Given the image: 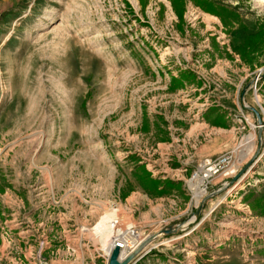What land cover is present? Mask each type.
I'll list each match as a JSON object with an SVG mask.
<instances>
[{
    "label": "rangeland",
    "instance_id": "obj_1",
    "mask_svg": "<svg viewBox=\"0 0 264 264\" xmlns=\"http://www.w3.org/2000/svg\"><path fill=\"white\" fill-rule=\"evenodd\" d=\"M211 1L238 20L225 25L192 0L179 23L169 0H0V264H39L40 246L49 264L61 213L89 203L94 217L70 226L69 215L66 237L94 246L88 228L116 208L149 236L146 264H264V216L249 206L264 187V46L251 63L233 50L264 21V1ZM185 70L193 78L170 89ZM210 107L224 126L205 117ZM225 152L234 171L203 179L195 205L193 174ZM142 174L181 192L151 195ZM209 238L230 259L215 261Z\"/></svg>",
    "mask_w": 264,
    "mask_h": 264
},
{
    "label": "trees",
    "instance_id": "obj_2",
    "mask_svg": "<svg viewBox=\"0 0 264 264\" xmlns=\"http://www.w3.org/2000/svg\"><path fill=\"white\" fill-rule=\"evenodd\" d=\"M142 4L146 3V0H139ZM173 6V9L178 17V23L182 20L184 2L185 0H169ZM196 5L200 6L204 11L215 14L220 17L225 25H231V20H238V15L232 9L225 6H220L212 2L211 0H192ZM245 28L244 25L241 26ZM264 46V21L260 23L257 29L253 32H248L241 42L233 46V50L241 57V59L247 63H251L255 54L260 51ZM193 78L191 71L180 72L178 76H172L170 80V89H176L181 87L184 80L190 81ZM217 108L210 107L206 112L207 114L216 113L214 118L211 119V123L218 126H224L223 115L217 112ZM138 179L141 182L143 188L151 195L162 196L169 194L172 190L180 191V185L178 182H173L169 179L152 178L147 174L138 175ZM253 195V192H248L245 199H249ZM254 214L264 216V187L260 194L256 196L252 201H249Z\"/></svg>",
    "mask_w": 264,
    "mask_h": 264
},
{
    "label": "crops",
    "instance_id": "obj_3",
    "mask_svg": "<svg viewBox=\"0 0 264 264\" xmlns=\"http://www.w3.org/2000/svg\"><path fill=\"white\" fill-rule=\"evenodd\" d=\"M127 198H129V197H127ZM61 199H62L61 205H64L63 203L65 202V199L63 197ZM138 203H139L138 199H136V200L132 201V204H130V206H135ZM84 205L88 206V208H87L88 212L87 213L86 212H82L80 210V208H81L80 205H77V206L75 205V207L71 206V205L69 206V211L67 212L66 215H67V217L69 215L72 216L71 220L73 222H72V224H70V226H72L73 224L77 225L78 219H79V221H81L82 219L87 220L86 216H88V219H91L92 217H94V214L90 215V213H94L93 212L95 210L94 204L93 203H89V204H84ZM158 205H160V204H158ZM65 206H66V204H65ZM30 209L31 208H29V210ZM66 215L64 213H61L62 217L66 216ZM62 217L60 218L61 224H60V232H59V234L64 238V240H63V243L61 245V248L60 249H55L56 257H54V260H49V264H51V262L53 264H98V263H100L99 260L97 258H95L93 248H89V245H91V244H87V243L85 244V243H82L79 239L75 240V238L70 239V238L66 237L67 235L69 236V229H66L68 227V224L65 223L66 222L65 220L66 219L70 220V218L69 217L68 218H62ZM31 225L32 224H29L28 227L32 228ZM28 231L30 232V230H28ZM73 232L75 234V232H76L75 228L72 230V233ZM74 236L75 235H73V237ZM206 243H209V244H206V246H207L206 248L209 251V253L215 254L213 256V259L215 261L216 260H227V259H230L229 258L230 256L228 255L229 253L228 254L223 253L224 255H222L220 253V250L217 248V245H213V246L210 245V244L213 243V242H211V239L209 241H207ZM92 246H93V244H92ZM30 248H31V246L28 245L26 250H30ZM190 248H191V251H189V255H190L189 258L194 260L198 250H197V248L196 249L193 248V247H190ZM69 249H71L72 251L70 252ZM0 254H1L0 256H2V251H0ZM5 256H6V259L9 262H12L7 254ZM199 256H201V255L199 254ZM169 258H172V257H169ZM199 258H201V257H199ZM213 259H209V260H206V261L211 262ZM151 260L152 259H149V257L146 256V258H144V259H140V258L136 259L134 264H146V262H149ZM166 261L169 262V263L171 262V261H169V259H167ZM12 263H14V261Z\"/></svg>",
    "mask_w": 264,
    "mask_h": 264
},
{
    "label": "built area",
    "instance_id": "obj_4",
    "mask_svg": "<svg viewBox=\"0 0 264 264\" xmlns=\"http://www.w3.org/2000/svg\"><path fill=\"white\" fill-rule=\"evenodd\" d=\"M232 157H233L232 152H225L223 154H220L213 161L206 164L207 166L204 167L202 171L195 172L193 175H196L197 177H202L206 181L212 178L216 173L222 172V171L225 173V175L229 176L230 175L229 173L233 172L231 168V161L233 159ZM93 224L88 228V230H91V227L93 226ZM124 224L126 223L120 221L118 216L113 218L112 220H109L108 221V229H109L108 240L103 245H101V243L97 241V243L94 246H92V242L90 238H87L85 240V244L86 243L91 244L94 250L95 258L99 259L103 264H106L108 254L110 252V249L113 247V245H116L119 248L120 253L124 255H127L138 248L139 242L136 241V239L132 237V234H133L132 232L134 230L137 232V229L134 226H127ZM80 229L87 230L85 227H80ZM40 248L37 251L38 252L37 253L38 263L47 264L45 261L39 259L40 258ZM69 250L70 252L72 251L71 249ZM147 251H149V249ZM147 251L144 250L143 252H140L136 256V258L129 264H134L135 260L140 258L143 254L147 253Z\"/></svg>",
    "mask_w": 264,
    "mask_h": 264
},
{
    "label": "bare ground",
    "instance_id": "obj_5",
    "mask_svg": "<svg viewBox=\"0 0 264 264\" xmlns=\"http://www.w3.org/2000/svg\"><path fill=\"white\" fill-rule=\"evenodd\" d=\"M257 1L263 2L264 0H257ZM258 100H259V98H258ZM262 128H263V126H262ZM256 140H257V135H256V132L254 130L247 137H245V139L243 140V143L247 145V147H246L247 149H246L245 155H248L249 156V154L251 155V153L254 151L255 146H256L255 145L256 144ZM203 168L204 167L202 166L199 169V171H202ZM202 181H203V178L202 177H197L196 175H194L193 181H190L191 182V189L193 191V200H194V204L195 205H198V203H200V199L205 194V190L203 188H201ZM116 212L117 211H116V208H115L113 212H109V213L103 214L102 216H100V218L98 219V221L96 223H94V225L91 227L92 230H93L94 238L98 242H100L101 245H103L104 243H106L107 240H108V235H109L108 221L109 220H112L115 217H117ZM125 225H127V226H133V224H125ZM183 225L184 224L181 225V228H183ZM134 231L132 232L133 233L132 234V237L134 239H136V241L139 242L138 249L141 248L140 251H139V253L140 252H143V250H146L149 247L147 245L149 243H151V241L149 239V236H143L142 234L139 235L138 232L134 233ZM118 253H119V257H118L119 260L122 259V258H124V257H126L127 255L130 254L129 253L127 255H124V254L120 253V251Z\"/></svg>",
    "mask_w": 264,
    "mask_h": 264
},
{
    "label": "water",
    "instance_id": "obj_6",
    "mask_svg": "<svg viewBox=\"0 0 264 264\" xmlns=\"http://www.w3.org/2000/svg\"><path fill=\"white\" fill-rule=\"evenodd\" d=\"M250 109L254 112L255 116H256V121L258 126L261 128L263 125L262 122V118L260 113L258 112V110L254 107H250ZM248 165L244 166L240 172L235 175L232 179L231 182L235 181L237 178H239L241 175H243L245 173V170L247 168ZM199 210L196 211V213H198ZM176 228L174 226H169L166 229H162L161 232L163 233H171V232H175ZM155 236L153 235L152 238H154ZM150 239V238H149ZM141 249V248H140ZM140 249H136L133 252H131L129 255H127L126 257L122 258V259H118L119 257V249L116 245H113V247L111 248L109 255L107 257V261L106 264H129L130 262H132L136 256L139 254Z\"/></svg>",
    "mask_w": 264,
    "mask_h": 264
}]
</instances>
